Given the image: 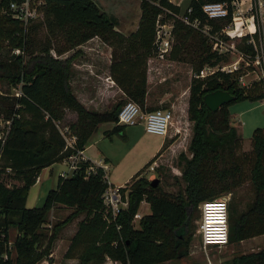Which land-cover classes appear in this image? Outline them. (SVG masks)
<instances>
[{"label":"trees","instance_id":"trees-1","mask_svg":"<svg viewBox=\"0 0 264 264\" xmlns=\"http://www.w3.org/2000/svg\"><path fill=\"white\" fill-rule=\"evenodd\" d=\"M20 1L0 0V50L5 46L10 51L9 57L0 61V80L12 89L18 87L21 92L19 96L13 92L0 94V114L6 117L15 114L0 163V264H34L49 256L58 232L82 212L85 217L78 222L65 253L68 258H76L77 264H101L106 259L122 264H163L167 260H179L188 254L194 236L190 223L192 209L203 200L233 194L247 181L253 186L254 199L244 210L229 207L228 242L264 234V128L254 129L251 149L242 151L241 136L230 124L227 107L236 101L264 98L258 82L239 84L238 78L248 69L216 71L190 81L187 117L192 122V136L187 147L189 156L183 152L178 156L183 186L177 193H167L159 181L153 185L152 181L140 177L160 151L131 177L127 205L111 221L104 218L102 194L107 183L103 169L94 166V171L87 173L86 168L94 165L87 159L79 161L70 175L58 176L55 188L47 192L41 207H27L29 189L41 170L67 160L73 152L65 148L55 122L69 126L77 135L76 146L81 150L101 123L114 124L105 134L123 135V125L116 124L122 100L108 111H97L85 108L73 94L70 68L80 52L77 47L93 37L112 45L111 80L127 100L150 111L156 108L145 106L147 63L157 52L156 21L172 24V34L177 38L170 55L172 60L180 58V50L187 46L185 39H193L198 33L176 17L182 13L181 9L169 0H139L137 28L127 35L115 29L116 19L94 0H35L39 2L37 16L26 23L12 17L9 10L10 2ZM222 1L229 0H189V18H198L201 23H208L212 31H218L231 20V10L224 18L207 19L201 6L205 2ZM42 28L47 34L41 41L37 39V32ZM248 48L253 54V48ZM15 49L20 52L13 53ZM198 49L195 68L198 71L205 64L216 65L224 59L204 39L198 43ZM72 50L70 55L60 57ZM216 89L228 91L235 99L211 111L204 104L203 96ZM67 110L74 111L76 119L66 124L62 119ZM144 200L150 211L140 217L135 227L132 218ZM59 204L72 207L73 211L52 223L48 230L43 225ZM11 228L17 230L12 244L13 257L7 245ZM228 264H264V248L239 253Z\"/></svg>","mask_w":264,"mask_h":264},{"label":"rangeland","instance_id":"rangeland-1","mask_svg":"<svg viewBox=\"0 0 264 264\" xmlns=\"http://www.w3.org/2000/svg\"><path fill=\"white\" fill-rule=\"evenodd\" d=\"M94 1L97 2L99 6H103L102 9L109 16L116 19L117 25L115 29L118 32H120V30L117 29V26H123L125 24L124 22H127L128 20L135 21L136 12L140 10L139 0ZM184 5H182V7H184ZM201 25L202 26H200L199 29H195L192 27L198 34L193 39H191V37H187L185 39V43L187 46H185L184 49L182 48L180 50L178 55L180 57L179 59L172 60L170 57L172 51L175 49L174 46L177 43L176 36L172 34L170 44L171 48L166 57L164 59L157 60L158 58L155 55V57H152L155 59L151 62V64L148 65L147 63V67L150 69V82L149 84H147V89L149 91V96L153 100V108H164L157 103L156 97H158L159 94L170 93L171 95H180L181 93L186 91L192 79H202L196 78L194 76V73L198 71L195 68H197L196 60L199 53L198 43H200V40L202 41L204 39L205 43H207L212 50H215L217 54L224 57V59L219 63H217L216 65H212L215 67L216 71H222L226 73L235 64L237 65L238 70L246 71L245 69L248 68V65H246L245 62L249 63V65L251 66L253 65L254 68L256 66L259 68L260 63L263 62L264 20H258V29L254 38L255 46L260 57L259 64H254L253 55L255 53V48L247 42V36L234 39L227 37L226 39H224L225 35L220 34V29L218 31H212L211 26L208 23H201ZM120 33L126 35L122 32ZM46 34L47 32L44 28L39 29V31L37 32V39L42 41ZM220 37L223 39H221ZM220 40H225L227 46L229 43L233 45V48H229V50H226L225 47H223V52L219 53L217 50H221L222 47L219 46ZM245 46H251L254 53L251 54L249 51L250 48L246 50ZM243 47H245V49H243ZM85 50L88 52H92L94 51V46L90 44ZM73 51L74 50L67 53H72ZM9 54L10 51H8L5 46L2 47V49L0 50V61L6 60L9 57ZM79 54H84V50L82 48L80 49ZM241 56H243V59L240 58ZM85 59H87L89 62H93L95 66H102L100 62L98 63L96 60L93 61L92 59H90V56L85 57ZM104 67L105 64L103 65V68ZM93 70H95V68ZM84 71L87 72L88 70ZM251 77V74H243L238 78L239 84L241 86L248 85L251 82ZM95 79L96 81H98L96 77ZM108 79L111 80L109 77ZM255 81L257 82V77L255 78ZM0 88L3 92H13V89L9 87V85L5 81L2 82L0 80ZM113 88L115 89L116 87ZM90 94H92V97L96 95V93L94 92H88V94L86 95L90 96ZM99 96V100H96L91 104V109L108 111L115 106L117 101L122 100L123 103L127 101V99L125 100V98L124 100L121 99L124 97V95L119 91H104ZM121 106L122 105H120V107ZM120 107H118V109H120ZM227 107L230 112V124L236 128L238 134L241 136V150L249 151L251 149L252 132L255 128H264V98L257 101H236L229 104ZM1 115L3 114L1 113ZM73 121H75L74 111L69 110L64 119H62V122L67 124ZM113 126L114 124L112 122L102 123L99 128L94 131L92 137L88 140L89 147L86 150V154L87 156H91L92 158L96 159L102 155H107L109 161H107L108 163L106 162V164L108 165L109 169H107L106 172L107 175H109V180L114 185H124L137 172V170H139V168L144 165V163H146L152 156L156 154V152L159 150L157 149V147L159 141L162 139V136L146 132L142 123L133 126H123V135L119 133H112L110 135L103 134V130L108 129L107 132L109 133ZM183 151L184 150H181L175 154H171V152H169L167 155H164L163 157H161L162 161L157 160L156 162H154L155 165L153 169L147 167L142 170L140 177H145L149 181H152V179L156 178L158 179L160 187L163 191L171 194L177 193L179 188L182 189L183 186V181L181 180V163L178 158L180 152ZM183 153L187 154V156L189 154V152L187 151ZM71 172L72 171L69 169V172L64 174V176L70 175ZM7 182L12 183V181ZM131 184L132 181H129L125 184L124 189L126 190L123 192L125 193V195L128 191L127 189ZM41 198L42 200L38 203V205L33 204V206L31 207H41L44 203L45 197ZM253 199L254 189L253 186L247 181L236 188L233 191V194H230L229 207H236L238 210H244L247 203H250ZM200 203L201 202H199L192 209L191 213L190 223L193 226L194 236L188 248V254L179 260L171 259L167 260V263L163 264H228L229 260L239 253L256 252L259 249L264 248L263 234L254 237V239H246L236 243L228 242L226 245L221 247L214 246L204 249L200 243L199 234L197 232L198 219L200 216ZM27 205H30V202H28ZM59 206H63V208L68 209V212H50L47 223L43 225V227H45L46 229L50 230L52 223L61 218H64L69 212L73 211L72 207H66L60 204ZM138 211L142 214H146L149 212V206L145 200L140 203ZM84 217L85 213H79L70 222L73 221L74 223H76V226H78V222ZM77 219L79 220L77 221ZM132 223L135 227L138 226V220L133 221ZM65 232L66 230H64L63 232L59 231L56 235V238L52 241L50 254L53 251V255L51 256L49 254V256L35 262L34 264H77L76 258L67 259L68 257L65 256V253L73 236H71V234L63 236ZM16 234V228H11L9 231L8 241H11L12 244L13 238ZM59 235H61L60 240L57 239ZM9 249L11 256L13 257L15 255V252L12 245ZM117 262L119 261L106 259L101 264H117Z\"/></svg>","mask_w":264,"mask_h":264},{"label":"built area","instance_id":"built-area-1","mask_svg":"<svg viewBox=\"0 0 264 264\" xmlns=\"http://www.w3.org/2000/svg\"><path fill=\"white\" fill-rule=\"evenodd\" d=\"M38 4L39 2L37 1L36 3L35 0L10 2L9 10L12 13V17L26 23L28 20L37 16L36 6ZM229 9L231 10V20L220 29V34L225 35L224 39L227 37L234 39L247 36V42L255 48V53L253 55L254 64H259L260 57L255 46L254 38L258 29V20H264V0L205 2L201 6V10L207 19L224 18L228 15ZM190 13L191 7H186L185 10L176 15V17L184 24L199 29L200 26H202L201 21L198 18L190 19ZM171 35L172 24L159 23L156 21L154 43L157 49L156 56L158 59H164L169 53L171 48ZM219 46H222L221 50H217L219 53L223 52V47H225L226 50L233 48V45L229 43L227 46L225 40H220ZM19 52V49L13 50V53L15 54H18ZM52 53L54 54V52ZM240 58L243 59V56ZM245 64L248 65V71L246 72L247 75H252L250 81L254 82L257 77V82H260L259 84L264 89V60L260 63L259 68L257 66L254 68L253 65L252 67L247 62H245ZM237 69L238 67L235 64L227 72H232ZM215 72L216 69L214 66L205 64L199 69V71L194 73V76L196 78H205ZM110 81L113 83L112 80ZM0 94H2L1 88ZM13 94L15 96L21 95L18 87L13 88ZM14 116L15 114H12L9 117L0 114V163ZM174 121V115L169 109L157 108L148 111L144 110L138 103L132 100L124 102L117 114L118 125L133 126L142 123L146 132L161 136L166 135L168 130L174 125ZM55 125L65 142V148L73 150L67 158L69 169L73 171L77 168L79 161L85 160L82 154L83 150L77 148V135L71 131L69 126L62 125L60 121L55 122ZM175 132L176 134H180V128H175ZM154 162L148 166L150 169L154 168ZM94 166L101 167L104 172L103 179L107 183L106 189L102 194V202L105 207L104 218L106 221H111V219H114L117 213L127 205V194L125 195V193H122L121 191V189L125 187V184H112L106 173V166L103 165H90L86 168L87 173L93 172L95 168ZM229 199L230 193H227L218 198L203 200L199 204L200 216L198 219L197 232L199 234L200 243L204 249L214 246L221 247L228 243ZM140 217L141 215L137 211L132 218V222L139 220ZM112 244H115V242ZM7 245L10 248L12 242L8 241Z\"/></svg>","mask_w":264,"mask_h":264},{"label":"crops","instance_id":"crops-1","mask_svg":"<svg viewBox=\"0 0 264 264\" xmlns=\"http://www.w3.org/2000/svg\"><path fill=\"white\" fill-rule=\"evenodd\" d=\"M173 4L180 7L181 12L185 10V8L188 6L189 0H169ZM187 1V2H186ZM186 2V4H185ZM185 4V5H184ZM184 5V7H182ZM103 7V6H101ZM140 16V10L136 12V20H128L127 22H124L125 24L123 26H117V29L120 30V32L124 34H129L130 32L134 31L137 28V24L139 21ZM119 25V24H118ZM94 46V51L88 52L85 49L88 47V45ZM83 49L84 54H79L76 56L72 62H71V75H70V87L73 92V94L76 96V98L85 106L87 109H91V104L94 103L96 100H99L101 93L104 91H119L122 93V91L115 85V83L111 82L108 77L109 76V64L111 59V47L101 41L98 37H93L90 40L86 41L85 43L81 44L77 47V49ZM105 48V50H104ZM71 53H66L61 55V58H64ZM56 56L55 54H53ZM90 56V59L93 61L100 62L102 66L94 65L93 62H89L85 57ZM155 58H149L148 59V65L151 64V62ZM159 60V59H157ZM105 64V67L103 68V65ZM100 67V69H99ZM95 68V70H93ZM84 70H88L85 72ZM150 69L147 67V84H149L150 80ZM98 79L96 81L95 77ZM111 79V78H110ZM113 81V80H112ZM113 87H116L115 89ZM148 88V85H147ZM89 93H96L92 97V94L90 96L86 95ZM123 94V93H122ZM124 95V94H123ZM126 100V97L124 95L123 99ZM188 98H189V86L187 87L186 91L181 93L180 95H171L170 93H162L159 94L158 97H156L157 103L161 105V107L168 108L172 111L174 115V125L168 130L165 136H162V139L159 141L157 149H159L158 152L160 154L156 158L157 160L162 161V158L164 155H167L169 152L177 153L181 150H184L183 152L187 151V147L189 145L191 136H192V122L188 120L187 117V108H188ZM153 100L149 96V91L147 89V94L145 98V106H152ZM97 110V109H93ZM99 111V110H97ZM69 112V110L66 111ZM74 116L76 119V113L74 112ZM102 124V123H101ZM99 124L97 128L101 125ZM175 128H180V134H176ZM105 131H108V129L103 130V134H105ZM92 135L90 136V138ZM89 138V139H90ZM88 139V140H89ZM164 146V149L162 147ZM89 147L88 143L85 146V148L82 151V154L85 159L89 160L94 165H103L106 166V171L108 168V165L106 164L108 160L107 155H102L99 158H92L91 156H87L86 150ZM156 149V150H157ZM188 152V151H187ZM181 153V152H180ZM155 154V155H156ZM187 155V154H186ZM189 156V154H188ZM153 157V156H152ZM151 157V158H152ZM150 158V159H151ZM149 159V160H150ZM148 160V161H149ZM155 161V162H156ZM108 163V162H107ZM145 164V163H144ZM143 167V166H142ZM141 167V168H142ZM139 168V169H141ZM138 171V170H137ZM69 172V164L67 160H64L62 162L53 163L52 165L45 167L41 170L36 182L30 187L27 199H26V206L31 207L33 204L38 205V203L42 200L41 197H46L47 192L54 188V185L57 184L58 176H64V174ZM107 173V172H106ZM109 176V175H108ZM131 179V178H130ZM129 179V180H130ZM128 180V181H129ZM111 182V181H110ZM127 183V182H126ZM125 183V184H126ZM113 184V183H112ZM51 187V188H49ZM28 202H30V205H27ZM149 206V204H148ZM68 212V209L63 208V206L57 205L51 213L53 212ZM150 211V208H149ZM138 213L142 216L144 214ZM149 213V212H148ZM146 213V214H148ZM79 219H77L78 221ZM77 229L76 223L69 222L67 225H65L60 232L66 230V232L63 234V236H67L68 234H71V236L75 233ZM257 237V236H256ZM57 239H61V235L58 236ZM251 239V238H250ZM254 239V237H253ZM65 251V250H64ZM53 251L50 254L53 255ZM70 259V258H67ZM164 263H167L164 262ZM55 264V263H52Z\"/></svg>","mask_w":264,"mask_h":264},{"label":"water","instance_id":"water-1","mask_svg":"<svg viewBox=\"0 0 264 264\" xmlns=\"http://www.w3.org/2000/svg\"><path fill=\"white\" fill-rule=\"evenodd\" d=\"M235 99L234 95L223 89H216L211 92H207L203 96L204 104L211 110L216 111L222 105L230 103ZM153 185L158 183V179H152ZM117 264H122L117 262Z\"/></svg>","mask_w":264,"mask_h":264}]
</instances>
